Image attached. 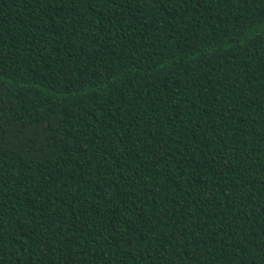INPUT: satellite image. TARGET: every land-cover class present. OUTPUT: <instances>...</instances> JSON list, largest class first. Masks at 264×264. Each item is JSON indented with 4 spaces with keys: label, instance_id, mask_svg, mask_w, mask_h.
<instances>
[{
    "label": "trees",
    "instance_id": "obj_1",
    "mask_svg": "<svg viewBox=\"0 0 264 264\" xmlns=\"http://www.w3.org/2000/svg\"><path fill=\"white\" fill-rule=\"evenodd\" d=\"M0 264H264V0H0Z\"/></svg>",
    "mask_w": 264,
    "mask_h": 264
}]
</instances>
